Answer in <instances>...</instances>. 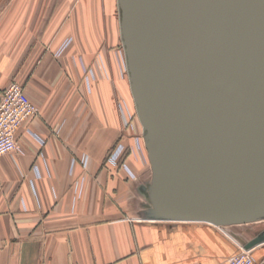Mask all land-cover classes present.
Wrapping results in <instances>:
<instances>
[{
    "label": "water",
    "instance_id": "obj_1",
    "mask_svg": "<svg viewBox=\"0 0 264 264\" xmlns=\"http://www.w3.org/2000/svg\"><path fill=\"white\" fill-rule=\"evenodd\" d=\"M118 6L152 170L143 218L223 230L264 222V0ZM235 239L251 249L264 230Z\"/></svg>",
    "mask_w": 264,
    "mask_h": 264
},
{
    "label": "crops",
    "instance_id": "obj_2",
    "mask_svg": "<svg viewBox=\"0 0 264 264\" xmlns=\"http://www.w3.org/2000/svg\"><path fill=\"white\" fill-rule=\"evenodd\" d=\"M55 2L6 3L0 18V77L13 57L16 69L23 67L32 42L56 23ZM14 38L20 49L15 54ZM34 85L26 89L32 88L33 99L43 105L41 114L29 124L32 133L18 131V150L0 157V264H227L241 248L235 238L247 242L257 235L262 226L223 230L207 222L144 219L148 209L139 207L143 195L137 190L146 191L151 165L143 161L140 176V164L130 162L144 158L142 147L147 152L142 125L122 139L111 134L106 151L122 144L130 148L128 161H104L102 139L88 150L93 142L88 136L103 134L88 131L87 109L66 116V99L54 95L55 84H46L47 95ZM5 86L0 81V89ZM252 255L255 264H264V242Z\"/></svg>",
    "mask_w": 264,
    "mask_h": 264
},
{
    "label": "rangeland",
    "instance_id": "obj_3",
    "mask_svg": "<svg viewBox=\"0 0 264 264\" xmlns=\"http://www.w3.org/2000/svg\"><path fill=\"white\" fill-rule=\"evenodd\" d=\"M14 1L0 0V18L5 15L7 4L10 5ZM43 4L42 2L41 7ZM44 6L47 7L45 4ZM55 17L56 23L48 26V32H45L47 34L39 32V39L32 42L31 54L25 59L23 67H17V70L14 65L16 58H11L8 71L0 77V81L6 84L0 92L11 83H19L36 102L30 93L32 88L30 92L26 89L28 84H35L34 89L38 92L41 90V93L46 95V84H55L52 89L54 95L66 99L65 105H62L65 107L66 116L79 114V108L84 112L85 108L88 131L102 132V138L88 136V141L93 140L92 143L88 142L89 152L91 147L96 146L95 140L102 139V147L105 149L104 161H109L112 154L120 148L122 150L118 156L119 164L128 161L130 148L126 150L122 144L114 151L113 148L106 151L111 134H118L119 139H122L127 134H134L141 124L138 116L135 118L137 112L121 38L118 0H56ZM61 21H71V24L65 26ZM10 42L13 54L18 53V41L14 38ZM39 84H44V88L41 89ZM129 104L131 108L134 104L132 110L129 109ZM38 105L43 109V105ZM76 127H79V122ZM99 145L101 144L98 143V149L101 148ZM142 151L144 158L138 156L139 158H134L135 162L130 161L140 164L136 169L140 176L144 168L142 162H149L148 152H145L143 147ZM151 179L150 171L146 178V191L143 192L141 188L137 190L143 195V205L139 204L141 209L143 206L148 210L152 208L149 193ZM262 223L240 224L234 228L251 231L262 226L256 231L258 234L264 230Z\"/></svg>",
    "mask_w": 264,
    "mask_h": 264
},
{
    "label": "built area",
    "instance_id": "obj_4",
    "mask_svg": "<svg viewBox=\"0 0 264 264\" xmlns=\"http://www.w3.org/2000/svg\"><path fill=\"white\" fill-rule=\"evenodd\" d=\"M41 114L40 106L34 102L19 83H11L0 92V157L18 150L17 134L21 128L32 133L29 124ZM43 142V140H42ZM122 148L112 154L110 161L118 163ZM254 247L231 256L227 264H255L252 255Z\"/></svg>",
    "mask_w": 264,
    "mask_h": 264
},
{
    "label": "trees",
    "instance_id": "obj_5",
    "mask_svg": "<svg viewBox=\"0 0 264 264\" xmlns=\"http://www.w3.org/2000/svg\"><path fill=\"white\" fill-rule=\"evenodd\" d=\"M119 163V162H118Z\"/></svg>",
    "mask_w": 264,
    "mask_h": 264
}]
</instances>
